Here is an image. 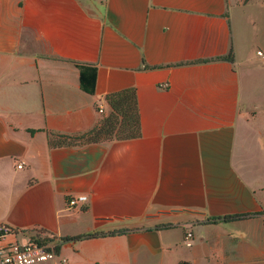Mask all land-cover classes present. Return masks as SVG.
<instances>
[{"label":"crops","instance_id":"crops-1","mask_svg":"<svg viewBox=\"0 0 264 264\" xmlns=\"http://www.w3.org/2000/svg\"><path fill=\"white\" fill-rule=\"evenodd\" d=\"M253 2L0 0V221L100 234L64 241L66 264H264V114L242 111L264 51H242L228 15ZM77 63L97 67L93 94ZM127 88L140 136L70 138Z\"/></svg>","mask_w":264,"mask_h":264},{"label":"trees","instance_id":"trees-1","mask_svg":"<svg viewBox=\"0 0 264 264\" xmlns=\"http://www.w3.org/2000/svg\"><path fill=\"white\" fill-rule=\"evenodd\" d=\"M233 50L225 57L231 60ZM80 70V85L81 88L90 94L95 92L97 80V67L90 64L77 63ZM107 101L111 107L110 114L103 118L97 126L91 131L81 136L70 137L73 140L97 141L108 139H129L140 136V123L138 113V102L136 91L134 88H127L119 92H114L107 95ZM123 137L120 133L127 132ZM69 137V136H68ZM243 217V215H228L224 217L215 218L212 221H233ZM98 233H89L74 238H63V241H79L82 239L97 237ZM181 264H190L189 262H182Z\"/></svg>","mask_w":264,"mask_h":264},{"label":"built area","instance_id":"built-area-1","mask_svg":"<svg viewBox=\"0 0 264 264\" xmlns=\"http://www.w3.org/2000/svg\"><path fill=\"white\" fill-rule=\"evenodd\" d=\"M258 53L262 54L261 51ZM18 167L22 168V164ZM87 200L88 197L84 194L70 196L68 204L69 207H75L85 204ZM187 237L190 239L192 234L189 233ZM64 243L61 238L43 230L24 234L0 221V264H66L68 260L61 254Z\"/></svg>","mask_w":264,"mask_h":264},{"label":"rangeland","instance_id":"rangeland-1","mask_svg":"<svg viewBox=\"0 0 264 264\" xmlns=\"http://www.w3.org/2000/svg\"><path fill=\"white\" fill-rule=\"evenodd\" d=\"M246 1L248 2L249 0H245V2ZM237 13L238 12L235 13L232 10H229L228 15L233 21L235 36L241 42L242 51H247L253 57L260 59L261 56L258 55V50L260 49L264 51V0H254V2L250 5L249 10L243 11L240 15ZM252 20L255 21L253 24ZM254 34H256L255 37ZM230 57L231 61H236L234 52ZM255 80L260 79L259 77H253L251 80L253 82L249 83L250 88L253 87L255 89L260 83V81L258 83L254 82ZM257 89L254 90L256 92L252 91L254 92V95L250 98V101L247 100L244 103L242 111L245 122L249 121L253 116H256L258 113L264 114V107L262 106L260 108V104L257 103V101L260 99V103H264V94H261L259 90L257 91ZM261 132L264 136L263 128L261 129ZM126 134H128V131L120 133V136L118 137H123Z\"/></svg>","mask_w":264,"mask_h":264}]
</instances>
